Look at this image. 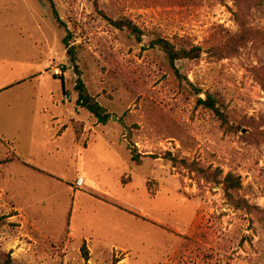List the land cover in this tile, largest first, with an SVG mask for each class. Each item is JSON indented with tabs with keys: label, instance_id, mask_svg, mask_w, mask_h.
<instances>
[{
	"label": "rangeland",
	"instance_id": "1",
	"mask_svg": "<svg viewBox=\"0 0 264 264\" xmlns=\"http://www.w3.org/2000/svg\"><path fill=\"white\" fill-rule=\"evenodd\" d=\"M52 1L68 32L48 0H0V91L22 83L0 93V258L264 264V0ZM158 36L204 53L178 77ZM78 79L106 125L77 106ZM208 96L229 125L198 104ZM229 173L244 211L218 184Z\"/></svg>",
	"mask_w": 264,
	"mask_h": 264
},
{
	"label": "trees",
	"instance_id": "2",
	"mask_svg": "<svg viewBox=\"0 0 264 264\" xmlns=\"http://www.w3.org/2000/svg\"><path fill=\"white\" fill-rule=\"evenodd\" d=\"M53 17L57 22L59 28L67 31L66 25L61 20L59 13L53 3L52 0H48ZM109 23L116 29L120 31H126L132 38H134L137 42L142 43L143 38L145 37V32L132 20L130 19H120V20H112L108 19ZM68 32V31H67ZM67 38L65 39L66 42ZM245 40V34L240 36L239 38H231L229 43L227 44L230 48L229 51H234L237 47L232 48L239 42H243ZM152 49H158L162 52L169 62L170 66L175 70L176 75L179 77V71L176 69V63L180 61H196L202 57L204 53L203 47L194 45L192 43L181 40L179 43H175L171 40L165 39L161 36L155 37L154 40L150 43ZM62 77V81H63ZM20 84V83H19ZM64 89V82H63ZM75 90L78 94L77 106L79 108L86 109L101 125H106L110 120V115L106 111L104 107H102L89 93L82 82L81 79H78V82L75 86ZM200 94V91L198 92ZM198 104L202 105L205 109L212 112L224 125H229V119L225 112V109L220 103L213 98L212 96H208L206 100L198 99ZM128 150L131 152V159L136 165H141L143 156L139 153L138 149L134 144L129 143ZM169 161H171L174 165L177 162V159L169 155ZM18 161L22 162L20 159ZM220 186H222V190L224 192V196L229 204L234 207L236 210L244 211L248 208V203L245 199L241 198L239 193L243 188V184L240 177L235 176L232 173L227 174L221 181L218 182ZM0 264H13L10 256L1 259Z\"/></svg>",
	"mask_w": 264,
	"mask_h": 264
},
{
	"label": "built area",
	"instance_id": "3",
	"mask_svg": "<svg viewBox=\"0 0 264 264\" xmlns=\"http://www.w3.org/2000/svg\"><path fill=\"white\" fill-rule=\"evenodd\" d=\"M56 74H59V71H57ZM84 183H85V179L83 177H79L76 179L74 183V187L76 189H82V187L84 186Z\"/></svg>",
	"mask_w": 264,
	"mask_h": 264
},
{
	"label": "crops",
	"instance_id": "4",
	"mask_svg": "<svg viewBox=\"0 0 264 264\" xmlns=\"http://www.w3.org/2000/svg\"><path fill=\"white\" fill-rule=\"evenodd\" d=\"M22 83H17V84H15V85H13V86H11V87H9V88H6V89H4L3 91H6V90H8V89H11V88H13V87H15V86H19V85H21ZM3 91H0V93H2ZM56 120V118L53 120V121H55ZM52 121V126H53V122ZM57 122V121H56ZM85 179V178H84ZM76 181V180H75ZM75 181L73 182V186H74V183H75ZM86 183H87V181H86V179H85V183H84V186L86 185ZM84 186L82 187V189L84 188ZM77 190H80V189H77Z\"/></svg>",
	"mask_w": 264,
	"mask_h": 264
},
{
	"label": "water",
	"instance_id": "5",
	"mask_svg": "<svg viewBox=\"0 0 264 264\" xmlns=\"http://www.w3.org/2000/svg\"><path fill=\"white\" fill-rule=\"evenodd\" d=\"M73 50H71V52H72ZM113 120H116V118H113Z\"/></svg>",
	"mask_w": 264,
	"mask_h": 264
}]
</instances>
